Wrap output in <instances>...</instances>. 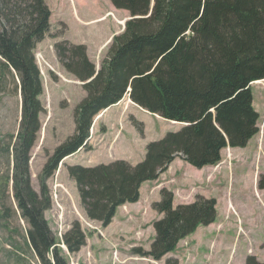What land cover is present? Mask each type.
Instances as JSON below:
<instances>
[{"label": "trees", "instance_id": "1", "mask_svg": "<svg viewBox=\"0 0 264 264\" xmlns=\"http://www.w3.org/2000/svg\"><path fill=\"white\" fill-rule=\"evenodd\" d=\"M110 1L132 18L113 37L97 75L86 45H56L67 71L86 82L87 95L75 109L74 133L44 166L38 193L31 185L29 163L44 109L34 50L50 30L52 11L46 0H0V65L17 73L22 97L18 135L3 148L12 164L5 184L13 181L18 208L29 224L26 241L40 264H69L45 216L52 203L48 179L67 157L88 148L95 117L127 94L148 112L188 124L150 142L145 159L136 165L117 160L68 166L87 216L106 227L120 206L137 203L142 185L159 179L178 156L196 168L214 166L224 148L246 147L260 132L251 84L264 80V0ZM160 194L152 206L163 217L153 224L151 247L133 250L154 260L173 253L181 240L218 216L215 198L199 196L194 203L175 207L172 190L165 187ZM63 243L71 253L86 245L79 222ZM167 264L179 260L169 258ZM246 264L264 262L249 255Z\"/></svg>", "mask_w": 264, "mask_h": 264}, {"label": "rangeland", "instance_id": "2", "mask_svg": "<svg viewBox=\"0 0 264 264\" xmlns=\"http://www.w3.org/2000/svg\"><path fill=\"white\" fill-rule=\"evenodd\" d=\"M46 1L52 11L50 30L34 50L41 71L40 100L44 110L29 163L31 185L38 193L44 166L55 149L74 133L75 109L87 95L80 80L61 63L56 45L84 44L89 58L100 67L113 36L125 30L130 16L110 0ZM261 81L251 84L254 104L260 112V132L246 147L228 146L222 150L218 164L203 168L178 156L179 163L170 165L159 179L142 185L137 204L120 206L107 227L87 216L68 166L94 167L117 160L136 165L145 159L150 142L187 124L142 109L130 101L131 93L100 112L91 128L88 148L67 157L47 181L52 203L45 216L68 263L167 264L173 258L179 264H246L249 254L264 262V80ZM19 83L16 72L0 65V264H40L26 241L29 224L18 208L13 181L9 187L5 184L8 173L12 175V164L3 148L12 136L17 137L20 128ZM165 187L175 193V207L194 203L199 196L215 198L216 222L200 226L161 260L141 257L133 250L150 249L156 234L153 224L163 217L152 205L160 200ZM76 222L86 233V245L71 253L63 238Z\"/></svg>", "mask_w": 264, "mask_h": 264}, {"label": "crops", "instance_id": "3", "mask_svg": "<svg viewBox=\"0 0 264 264\" xmlns=\"http://www.w3.org/2000/svg\"><path fill=\"white\" fill-rule=\"evenodd\" d=\"M112 5H113V4H112ZM113 6H114V5H113ZM115 8H116V7H115ZM124 11H126V10H124ZM127 12H128V11H127ZM123 14H124V13H123ZM117 34H119V33H117ZM117 34H116V35H117ZM114 36H115V35H114ZM114 36H113V37H114ZM93 62H94V61H93ZM124 98H125V97H124ZM254 105H255V104H254ZM255 107H256V106H255ZM257 111L259 112L258 109H257ZM259 113H260V112H259ZM80 152H81V150L78 151L76 154H74V155H72V156H75V155H77V154L80 153ZM178 158L181 159V157H177V158L172 162L171 165H174L175 163H179V162H178V160H179ZM177 159H178V160H177ZM165 173H166V172H165ZM148 182H150V181H148ZM146 183H147V182H146ZM144 184H145V183H144ZM144 184H143V185H144ZM135 204H137V203H135ZM212 225H213V224H212ZM210 226H211V225H210ZM198 230H199V229H198ZM171 254H172V253H170V254H168V255H171ZM249 255H251V254H249Z\"/></svg>", "mask_w": 264, "mask_h": 264}, {"label": "water", "instance_id": "4", "mask_svg": "<svg viewBox=\"0 0 264 264\" xmlns=\"http://www.w3.org/2000/svg\"><path fill=\"white\" fill-rule=\"evenodd\" d=\"M132 18V16H129V18L127 19V20H129V19H131ZM126 20V21H127ZM125 27H126V25H125ZM101 67V66H100ZM100 67L98 66L97 67V72H96V75L98 74V72H99V70H100ZM95 77V76H94ZM93 79V78H92ZM91 79V80H92ZM91 80H89V81H91ZM83 85L86 83V82H84V81H80ZM130 89V91H131V88H129ZM185 124H188V123H185Z\"/></svg>", "mask_w": 264, "mask_h": 264}, {"label": "bare ground", "instance_id": "5", "mask_svg": "<svg viewBox=\"0 0 264 264\" xmlns=\"http://www.w3.org/2000/svg\"><path fill=\"white\" fill-rule=\"evenodd\" d=\"M262 81H256V82H254V84L256 83V84H260ZM131 101V100H130ZM132 102V101H131ZM133 103V102H132Z\"/></svg>", "mask_w": 264, "mask_h": 264}]
</instances>
